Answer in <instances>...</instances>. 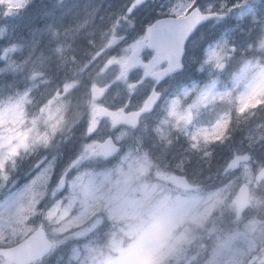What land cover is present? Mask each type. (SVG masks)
<instances>
[{"label":"rangeland","instance_id":"obj_1","mask_svg":"<svg viewBox=\"0 0 264 264\" xmlns=\"http://www.w3.org/2000/svg\"><path fill=\"white\" fill-rule=\"evenodd\" d=\"M30 1L0 0V81L21 65L33 81L11 99L0 97V248L21 241L40 224L47 230L40 213L46 207L45 214L57 217L67 212L60 222L63 239L55 253L71 264H95L97 256L102 258L98 264H110L105 238L98 247V239L89 247L85 243L99 228L124 214L123 189L129 178L152 173V180L144 181L147 186H173L171 179L183 177L182 170L187 169L188 176L198 177L204 185L202 192L195 189L197 195L189 203L193 224L202 222L204 216L213 217L210 232L201 241L204 246L197 245L193 254L199 252L203 264H247L256 256L259 262L255 264H264V180L257 178L264 163V113L248 121H233L231 135L219 138L223 127H229L220 117L230 107L232 93L242 91L251 106L258 102L255 96L264 85V66L258 59L264 54V0H124L106 15L101 9L107 0H69L54 19L49 17V5L21 15ZM194 7L218 13L220 19L204 25L188 43L185 72L168 85L158 86L163 97L153 113L134 130L121 126L113 115L139 108L155 84L144 74L143 65L150 57L144 29L155 16L181 17ZM127 20L135 28L126 27ZM86 26L96 40L90 39L76 53L88 61L71 65L67 71L93 83L84 138H57L54 149L33 154V164L38 166L19 180L14 175L20 174V165L8 159L15 156L17 142L33 132L39 135L46 123L54 125L69 107L60 94L50 96L47 90L44 101L36 102L34 113L24 118L22 107L33 102L30 93L38 88L35 76L51 55L60 58L71 49L72 42L60 30ZM21 31L27 38L25 46L31 44V49L15 64L10 56L15 46L2 42L15 33L23 40ZM222 63L229 66L223 73L219 70ZM42 83L48 88V80ZM169 87L179 88L176 95L169 96ZM80 105L83 109V102ZM71 111L74 114L76 109ZM28 121L35 127L23 130ZM109 136L122 147L105 161L93 150ZM240 156H248L249 161L238 162ZM114 181H119L121 190L111 193L110 203L102 190ZM243 187L248 190L246 200ZM101 206L104 212L98 211ZM226 213L233 221L218 234L216 217ZM112 231L105 233L109 236ZM189 259L184 257L185 264Z\"/></svg>","mask_w":264,"mask_h":264},{"label":"clouds","instance_id":"obj_2","mask_svg":"<svg viewBox=\"0 0 264 264\" xmlns=\"http://www.w3.org/2000/svg\"><path fill=\"white\" fill-rule=\"evenodd\" d=\"M258 59L264 66V54ZM228 67L225 64L219 70L223 73L228 70ZM255 100L258 102L246 106L249 104L248 96L242 91L232 93L230 107L226 108L220 117L224 123L229 125L225 129L228 135H231L233 131V121L237 123L248 121L257 113H264V85L261 86ZM64 101L67 103V97ZM83 117V111L76 116L68 107L63 114L58 115L54 125L46 123L42 126L39 135L33 132L26 139L18 141L19 147L15 156L8 159L14 163L17 159L38 154L42 150L54 149L57 137L71 135ZM34 127L30 121L22 125V129L26 131ZM168 144H171L170 140ZM204 155L207 156L208 153L205 152ZM182 171L184 173L183 185L179 187H149L140 178H129L127 186L123 189L126 193L122 202L124 214L110 220L114 231L108 236L104 245L110 264H145V262L185 264V256L190 258L188 264H203V261L198 259L199 252L193 254V250L197 248V245L204 246L201 245V241L204 235L210 232L208 225L213 217L204 216L202 222L193 224L189 203L197 195L195 189L202 192L204 185L198 177L188 176L187 169ZM120 190L119 181H114L112 185L103 188L102 195L108 197L111 203V193ZM98 211L104 212L105 208L101 206ZM261 214L264 215V211ZM66 215L67 212L58 217L54 213L43 215L42 222L47 224L45 235L50 243L41 256V260L44 256L54 255L59 247L63 239L60 222ZM261 223H264V220H261ZM112 241L116 242L115 246ZM208 246L210 247V243ZM16 247L20 245L17 244ZM0 264L4 262L0 261Z\"/></svg>","mask_w":264,"mask_h":264},{"label":"trees","instance_id":"obj_3","mask_svg":"<svg viewBox=\"0 0 264 264\" xmlns=\"http://www.w3.org/2000/svg\"><path fill=\"white\" fill-rule=\"evenodd\" d=\"M68 1L69 0H31L30 3L21 12V15H27L31 13L32 11H34V9H36V7L43 8V10L48 9L46 8V5L47 6L49 5L50 7L49 17H53L54 19L59 14L64 12V9H65L64 7L68 3ZM122 1L124 0H107L106 1L107 6L105 4L103 5V8L101 9V14L106 15L107 13L115 11L114 9L117 8V4ZM104 7H107L106 11L104 10ZM36 23L37 24L35 25L37 28L40 22L37 21ZM43 26L47 27L46 24H43ZM125 26L126 27L131 26L135 28L134 23H132L130 20L126 21ZM59 32L66 34L67 40L72 42V45H74L78 49H81L80 47L81 45H83L84 47L87 41H89L90 39L96 40L95 37L91 36V29L89 26H86L85 28H82V29H70V30L64 29V30H60ZM21 34L23 35V40L20 39L19 37L16 38V33H15L12 35V37L9 39L8 42L6 41L2 42V44L4 43L6 45L10 44L11 47L15 46L14 53L10 55L12 57L11 59L15 61V64L16 62L19 63L24 58H26L30 51L29 50L30 46H24L27 43L26 41L27 38L25 37L22 31H21ZM75 58H76V61H74L73 59L71 60H73L76 65L77 63H81L82 65L87 61V58L85 56L79 57V55H77V57ZM68 63H70L69 59L64 61L61 58H57L53 56L52 59L50 58L46 60L44 62V65H41L40 75L45 73L51 78L50 91L52 94H54L55 91H58L59 94L62 93L61 91L62 86L65 84L67 85V90L63 92L60 97L61 98L63 97V99L67 97V104L69 105V107L72 110L76 109L74 115L79 116L81 111H83L84 113L83 120L74 128L71 135H67V139L82 140L85 134V129H84L85 122L87 121V118H88L87 104L91 100L90 90L92 89L93 83L91 82V80L84 77L83 75L67 74L66 69L70 67V65L66 67ZM27 73H28V70L26 66L21 65L19 67H14V71H10L5 76H3L0 81V97L11 99L12 96L15 97V95L21 93L24 88L31 85L33 83V81H30L32 78V74H27ZM82 102L84 104L83 109L81 108V105H80ZM94 104H99V102L95 101ZM246 106H250V105L248 104ZM32 107L29 109L30 112L32 110ZM60 137H57V138H60ZM33 156L34 155H29L23 160L17 159V163L20 165L19 166L20 174H16L14 176L18 177L19 180H23L27 176L26 173L30 171L31 167L33 168L32 169L33 171L38 166V163L33 164L35 162V160H33ZM261 165H263V163ZM151 171L153 172V170ZM152 177H153V174L148 173L145 177H142L141 180H143L144 178L143 181L150 182L152 180ZM154 179L156 178L154 177ZM45 210H46V207H42L40 211L41 213L44 214ZM231 221H233V219L230 214L218 215L216 217L214 231L220 234V232H222V228H224L225 226L227 227L229 225V222ZM113 229H114V226L111 223L104 227L99 228L97 231L94 232L92 237L87 240V242L85 243L86 246L89 247L90 242H92V240L94 239L99 240L97 247L99 245H103L104 244L103 238L105 239L108 238L105 232L107 230L111 231ZM98 259H102L101 256H97L95 264H98L101 262V260L98 261ZM44 261L46 262L45 264H71V263H68V261L65 260V257H63L59 252L54 253L52 257H49L45 259Z\"/></svg>","mask_w":264,"mask_h":264},{"label":"water","instance_id":"obj_4","mask_svg":"<svg viewBox=\"0 0 264 264\" xmlns=\"http://www.w3.org/2000/svg\"><path fill=\"white\" fill-rule=\"evenodd\" d=\"M217 17L216 14H203L198 9H194L185 17L159 19L147 27L145 30L146 47L153 51V56L145 65L146 74L149 75L158 66L165 64L163 70L151 74V77L160 83L169 76L180 72L183 68L181 60L184 47L189 37L200 24ZM186 37L187 39H185ZM222 67L223 64L219 68ZM159 98L160 94L154 88L138 111L116 114L115 119L124 126L134 128L144 114L152 111ZM96 149L104 159L113 157L119 151V147L114 144L111 138L98 144ZM247 160L246 157L239 158V162ZM258 178L264 179V168L260 171ZM171 182L174 186L179 187L183 185V177H174ZM246 193V189H244V194L246 195ZM49 243L43 228L38 227L19 243L20 247L0 249V257L6 259L9 264H32L41 260ZM254 261L255 259L248 264H253Z\"/></svg>","mask_w":264,"mask_h":264},{"label":"flooded vegetation","instance_id":"obj_5","mask_svg":"<svg viewBox=\"0 0 264 264\" xmlns=\"http://www.w3.org/2000/svg\"><path fill=\"white\" fill-rule=\"evenodd\" d=\"M255 258H257V261L256 262H259V256H256Z\"/></svg>","mask_w":264,"mask_h":264}]
</instances>
